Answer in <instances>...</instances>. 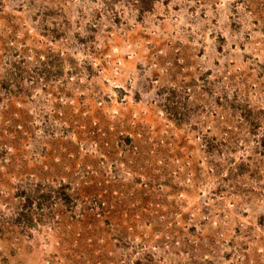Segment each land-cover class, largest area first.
I'll use <instances>...</instances> for the list:
<instances>
[{"label": "rangeland", "instance_id": "374dc122", "mask_svg": "<svg viewBox=\"0 0 264 264\" xmlns=\"http://www.w3.org/2000/svg\"><path fill=\"white\" fill-rule=\"evenodd\" d=\"M0 264H264V0H0Z\"/></svg>", "mask_w": 264, "mask_h": 264}, {"label": "trees", "instance_id": "16d2710c", "mask_svg": "<svg viewBox=\"0 0 264 264\" xmlns=\"http://www.w3.org/2000/svg\"><path fill=\"white\" fill-rule=\"evenodd\" d=\"M150 1H153V0H146V2H150ZM145 3V1H143V4Z\"/></svg>", "mask_w": 264, "mask_h": 264}]
</instances>
